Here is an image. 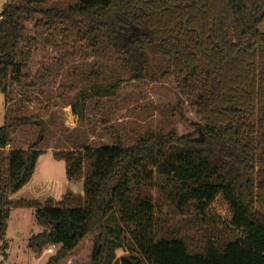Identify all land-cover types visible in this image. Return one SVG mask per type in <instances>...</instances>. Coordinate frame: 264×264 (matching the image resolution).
<instances>
[{"label":"trees","instance_id":"1","mask_svg":"<svg viewBox=\"0 0 264 264\" xmlns=\"http://www.w3.org/2000/svg\"><path fill=\"white\" fill-rule=\"evenodd\" d=\"M69 36L85 43L77 49L82 53L115 58L132 82L154 74L171 81L173 108H190L198 121L179 136L174 120L169 131L147 130L125 147L102 109L123 81L97 80L93 66L89 84L68 107L78 125L94 99L98 125L115 143L54 149L51 156L63 162L49 166L41 157L38 167L81 184L82 195L39 203L10 197L32 177L44 134L59 118L52 111L61 105L49 100L41 115L6 119L0 127V249L10 211L31 209L42 231L26 247L36 257L52 247L46 264H62L85 238L92 244L86 264H264V0H12L0 14L5 104L15 88L33 91L34 84H23L59 70L67 57L28 72L36 42ZM152 61L159 63L156 73H150ZM162 198L175 214L193 212L211 227L200 246L167 228ZM216 225L224 238H216ZM123 233L136 256L127 255Z\"/></svg>","mask_w":264,"mask_h":264},{"label":"rangeland","instance_id":"2","mask_svg":"<svg viewBox=\"0 0 264 264\" xmlns=\"http://www.w3.org/2000/svg\"><path fill=\"white\" fill-rule=\"evenodd\" d=\"M11 1L0 0V14ZM84 44L74 36L60 37L48 44L40 38L32 47L30 59L27 61L28 72L34 73L40 63H45L49 59H58L62 55H67V57L62 60L59 70L52 69L41 80L23 84V87L34 84L33 91L23 89L19 92L15 88L7 104L4 102L3 95L0 94V127L4 125L6 119L11 117L41 115L49 100H57L61 106L52 111V116L57 115L59 118L46 130L44 141L40 146L44 149L43 154L48 155L45 157L49 161H55L51 156L54 149L68 150L83 142L92 146L114 144L116 136L98 125L97 121L102 119V116L100 111L93 112L94 99L88 103L84 120L78 125L68 107L73 101L74 93L89 84L86 75L94 66L100 73L97 80L109 82L112 79H121L123 81L116 97L102 100L104 103L102 109L103 114L109 119L108 127L118 133L125 147L133 144L135 139L147 130L161 133L169 131L174 120L177 122L176 131L179 136L192 131L191 125L197 122L198 118L190 108L181 110V112L173 108L176 95L171 81L157 78L158 76L154 74L153 77L156 79L147 78L140 83L132 82L131 75L121 68L115 58L102 54L92 57L85 50H83L84 53L78 51V46L84 49ZM71 47L74 50L71 51ZM157 67L159 63L152 61L150 73H156ZM24 133L27 134L26 131ZM67 183L40 187L34 194L39 199L45 198V200L50 197L59 199L66 194L82 195L81 184ZM154 196L156 197L155 194ZM160 202L162 203V215L167 221V228L176 229L178 236L191 240L195 246H200L203 232L208 233L211 227L200 222L193 212H190L188 216L177 215L170 205L163 202V198ZM213 227L216 238L225 237L223 227L219 225ZM41 231L42 228L35 222L32 211L12 210L7 220L4 240L6 248L3 252L6 261L9 264H46L53 252H44L40 257H36L26 247L28 239ZM121 238L124 241V248H128L127 255L136 256L127 246L129 245L127 235L123 233ZM91 248V240L85 238L77 250L62 264H86Z\"/></svg>","mask_w":264,"mask_h":264},{"label":"crops","instance_id":"3","mask_svg":"<svg viewBox=\"0 0 264 264\" xmlns=\"http://www.w3.org/2000/svg\"><path fill=\"white\" fill-rule=\"evenodd\" d=\"M45 156H48V155L44 153V154H41L38 157L36 168L34 170V173H33L32 177L30 178V180L28 181V183L25 186H23L18 192H16L14 195H12L10 197L11 200L24 199V200H27V201H37L39 203H43L45 201V198L44 199H39L34 194V192L38 188H40V187L45 188L48 185L51 187V185L53 186L55 184H59V185L68 184L67 181L65 180V176L64 175H63L62 178H53L50 175V172H48L47 170H45V171L43 170L46 167H44L43 169L41 167H38L39 159H41V157H45ZM56 162H63V161H56ZM42 164L44 166H45V164H47L49 166L50 165L49 159L45 157V159H44ZM50 198L53 199L54 201H59L60 200V198L59 199H55L53 197H50ZM22 210L31 211V209H22Z\"/></svg>","mask_w":264,"mask_h":264},{"label":"built area","instance_id":"4","mask_svg":"<svg viewBox=\"0 0 264 264\" xmlns=\"http://www.w3.org/2000/svg\"><path fill=\"white\" fill-rule=\"evenodd\" d=\"M8 150H10V147L7 145V146H5V151H8ZM4 250H2V249H0V264H9L7 261H6V257H5V255H4V252H3ZM54 251V249H45L44 251H43V253L44 252H47V253H52Z\"/></svg>","mask_w":264,"mask_h":264}]
</instances>
